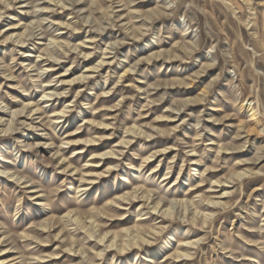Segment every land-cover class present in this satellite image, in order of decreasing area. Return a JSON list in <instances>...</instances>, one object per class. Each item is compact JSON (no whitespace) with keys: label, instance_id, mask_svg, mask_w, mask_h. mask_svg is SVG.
Instances as JSON below:
<instances>
[{"label":"rangeland","instance_id":"obj_1","mask_svg":"<svg viewBox=\"0 0 264 264\" xmlns=\"http://www.w3.org/2000/svg\"><path fill=\"white\" fill-rule=\"evenodd\" d=\"M9 1L0 264H264V0Z\"/></svg>","mask_w":264,"mask_h":264},{"label":"bare ground","instance_id":"obj_2","mask_svg":"<svg viewBox=\"0 0 264 264\" xmlns=\"http://www.w3.org/2000/svg\"><path fill=\"white\" fill-rule=\"evenodd\" d=\"M51 1H55V0H51ZM17 2V1H16ZM25 2V1H24ZM0 5H2V7L4 8V9H6L7 11H9L10 10V8H12V3L9 1V0H7V1H5V2H0ZM1 7V8H2ZM27 6H21L20 5V7L19 8H26ZM8 19H9V17H7ZM10 30V29H9ZM23 48V47H22ZM25 49V48H24ZM27 56V55H26ZM29 57V56H28ZM102 67H103V65H102ZM98 69V68H97ZM52 72V71H51ZM129 74V73H128ZM65 76V75H64ZM49 86V85H48ZM48 96V95H47ZM55 96H57V95H55ZM49 97V96H48ZM36 106H38V105H36ZM35 108V107H34ZM36 108H38V107H36ZM35 108V109H36ZM25 110L26 109H24L23 111H21V112H19L18 113V116L19 117H24V118H28L29 119V117L27 116V115H24L25 114ZM253 110V109H252ZM35 111H37V112H39L40 113V107L37 109V110H34V111H32V112H35ZM1 112V111H0ZM28 112H31V110L30 111H28ZM43 113V112H42ZM17 115V114H16ZM254 116H256V115H254V112L252 113V117H254ZM1 122V121H0ZM2 125V124H1ZM0 125V126H1ZM135 134H138L137 132L135 133ZM7 138H11L10 136H8ZM7 142H3L2 144H6ZM83 182V181H82ZM91 184V183H90ZM223 187H225L224 185H223ZM84 190V189H83ZM41 194L39 193L37 196H36V198H40L41 196H40ZM228 195V193H225L224 194V196H227ZM46 197V196H45ZM44 197V198H45ZM136 199H139V197H135ZM225 198H227V197H225ZM45 200V199H44ZM41 201H42V199H41ZM148 201H149V199H148ZM147 201V202H148ZM134 202V201H133ZM212 205V206H211ZM211 205H208L209 206V208H213V209H216V208H218V206H221V205H223V204H221V203H211ZM114 246V245H113ZM191 246H193V244H191ZM124 250H128V248H127V246H124ZM183 257V255H181V254H179L178 255V259H181ZM122 263V261H115V264H121Z\"/></svg>","mask_w":264,"mask_h":264}]
</instances>
